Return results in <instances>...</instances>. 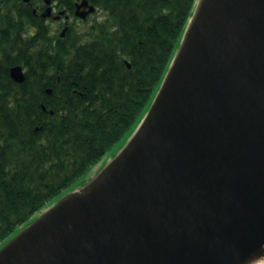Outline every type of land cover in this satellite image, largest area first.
<instances>
[{
    "label": "water",
    "instance_id": "95a60500",
    "mask_svg": "<svg viewBox=\"0 0 264 264\" xmlns=\"http://www.w3.org/2000/svg\"><path fill=\"white\" fill-rule=\"evenodd\" d=\"M263 250L264 0H197L128 141L0 246V264H244Z\"/></svg>",
    "mask_w": 264,
    "mask_h": 264
},
{
    "label": "trees",
    "instance_id": "16d2710c",
    "mask_svg": "<svg viewBox=\"0 0 264 264\" xmlns=\"http://www.w3.org/2000/svg\"><path fill=\"white\" fill-rule=\"evenodd\" d=\"M89 1L110 11L93 39L73 41L70 35L55 38L52 47L43 22L23 43L24 59H0V244L137 127L197 2ZM62 7L75 5L65 0ZM17 63L27 69L24 83L10 77Z\"/></svg>",
    "mask_w": 264,
    "mask_h": 264
},
{
    "label": "flooded vegetation",
    "instance_id": "af4514ba",
    "mask_svg": "<svg viewBox=\"0 0 264 264\" xmlns=\"http://www.w3.org/2000/svg\"><path fill=\"white\" fill-rule=\"evenodd\" d=\"M81 1L72 0L75 8H67L62 7L65 0H0V59L6 54L24 59L26 49L23 43L36 33L38 24L43 22L51 31L48 39L52 41V47H55V38L64 39L70 35L73 41L78 38L82 41L93 39L98 34L99 24L103 25L110 17V11L104 8H95L93 11L90 8H78ZM55 22L56 27L61 28L60 31L55 30ZM17 65L27 72L24 64H14L9 68L12 79L11 68Z\"/></svg>",
    "mask_w": 264,
    "mask_h": 264
},
{
    "label": "rangeland",
    "instance_id": "374dc122",
    "mask_svg": "<svg viewBox=\"0 0 264 264\" xmlns=\"http://www.w3.org/2000/svg\"><path fill=\"white\" fill-rule=\"evenodd\" d=\"M56 22H55V30H59L60 31V29L61 28H57L56 27ZM184 35V34H183ZM183 37V36H182ZM137 128V127H136ZM135 127H133V128H131L126 134H125V136L121 139V141L115 146L116 148H115V150H120L124 145H125V143L128 141V139L130 138V136L132 135V133L135 131V129H136ZM110 151V150H109ZM116 151V152H117ZM113 151H111V153H112ZM111 153H107V155H108V157H107V155L95 166V167H93L92 169H91V171L88 173V175L85 177V178H81L80 180H78L77 182H75V184H73L72 185V187H70L69 188V190H72V188L74 189V188H77V187H79V186H81V184L84 182V181H87L88 179H89V177H92V176H94L95 175V172H97L98 171V168L100 167H103L104 166V164L107 162V160L110 158V157H112V154ZM107 157V158H106ZM75 185V186H74ZM69 190H67V191H69Z\"/></svg>",
    "mask_w": 264,
    "mask_h": 264
},
{
    "label": "bare ground",
    "instance_id": "6f19581e",
    "mask_svg": "<svg viewBox=\"0 0 264 264\" xmlns=\"http://www.w3.org/2000/svg\"><path fill=\"white\" fill-rule=\"evenodd\" d=\"M244 264H264V250L259 255L247 260Z\"/></svg>",
    "mask_w": 264,
    "mask_h": 264
}]
</instances>
